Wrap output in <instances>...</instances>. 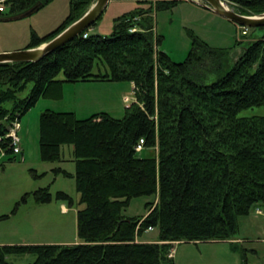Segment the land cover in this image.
Listing matches in <instances>:
<instances>
[{
	"label": "trees",
	"instance_id": "16d2710c",
	"mask_svg": "<svg viewBox=\"0 0 264 264\" xmlns=\"http://www.w3.org/2000/svg\"><path fill=\"white\" fill-rule=\"evenodd\" d=\"M53 1L5 0L9 14L0 17L35 6L39 11ZM95 1L70 0L66 18L45 35L33 29L24 49L56 37ZM183 1L145 0L147 8L116 17L110 34L84 37L96 21L39 61L0 63V153L10 162L18 158L7 137L11 125L42 97L61 99L65 83L127 81L136 97L122 118L98 112L80 119L51 109L40 114L41 159L65 161L62 149L72 147L75 173L57 171L75 178L85 205L78 210L82 242L0 245V264H12L8 256L14 254L35 255L30 264H175L169 253L177 243L236 240L238 218L264 205V116L239 115L264 105V26L249 28L251 40L237 41L243 52L235 62L230 48L211 47L195 34L188 57L175 62L156 48L162 36L153 14ZM225 1L244 15L264 13V0ZM210 74L216 80L205 83ZM32 194L38 204L73 201L49 187ZM29 195L0 220L16 214ZM153 195L147 214L123 213L133 198ZM149 227L159 230L157 239L138 240Z\"/></svg>",
	"mask_w": 264,
	"mask_h": 264
},
{
	"label": "rangeland",
	"instance_id": "374dc122",
	"mask_svg": "<svg viewBox=\"0 0 264 264\" xmlns=\"http://www.w3.org/2000/svg\"><path fill=\"white\" fill-rule=\"evenodd\" d=\"M226 4L234 9L228 1ZM70 0H54L43 9L30 16L19 20L0 22V45L10 48L9 51L24 49L34 29L40 35L54 30L68 15ZM5 13L9 14V9ZM154 29L162 36V41L156 47L166 51L175 62L185 60L192 48L193 34L199 36L214 48H230L232 62H235L243 52L237 41H248L251 29L246 36H241L242 26L234 25L220 15H215L206 9L197 0L183 1L172 10L154 11ZM96 33L93 27L90 30ZM238 39V40H237ZM1 53V52H0ZM230 67V66H228ZM64 79V74L58 76ZM215 74H210L205 83L216 80ZM99 84H109L113 81H92ZM88 82L65 83L63 85V97L61 99L41 98L37 104L21 119L20 138L24 146V153L18 154L16 161H7L0 156V216L11 213L16 202L25 193H30L26 209L21 211L19 217L10 220H1V228L8 226L19 227L25 221H34V230L31 236L33 241L29 244H76L82 242L78 228V210L85 205L80 203V193L76 188L74 177L66 176L58 172V168L75 173V162L72 161V147L64 146L62 153L65 161H44L40 156L39 146V117L46 110L73 111L76 110L78 118H87L105 109L111 115L122 118L126 107L136 101L135 89L132 83L121 81L111 83L115 85H96L92 87ZM122 84V85H119ZM33 83L22 96L29 93ZM131 101H127L126 98ZM240 116H264V105L246 109ZM50 188L55 196L57 192L68 193L73 201L53 199L51 202L37 205L32 192L40 188ZM156 196H139L131 200L130 205L123 211L126 216H142L148 213L146 203L154 200ZM24 206V205H23ZM22 207V206H21ZM66 207V210H64ZM258 208L262 213H258ZM238 239L243 243H237L239 249H230L226 244L203 245L182 243L176 247L179 264H264V205L252 209L249 215L238 218ZM32 227V226H31ZM159 230L144 232L142 240L157 238ZM27 244V243H26ZM178 244V243H177ZM174 247V248H175ZM246 248L247 258L244 262L242 249ZM173 249V248H172ZM176 253V250H175ZM174 253V254H175ZM180 257V258H179ZM33 254L10 255L8 260L12 264H30L35 260ZM173 258V257H172Z\"/></svg>",
	"mask_w": 264,
	"mask_h": 264
},
{
	"label": "water",
	"instance_id": "95a60500",
	"mask_svg": "<svg viewBox=\"0 0 264 264\" xmlns=\"http://www.w3.org/2000/svg\"><path fill=\"white\" fill-rule=\"evenodd\" d=\"M109 1L110 0H96L95 3L82 17L69 25L56 37L40 46L20 49L16 51L1 52L0 63L21 61L35 62L43 59L49 53L55 51L57 48L78 37L84 30L91 27L96 21H98V19L102 16L105 8L107 7ZM197 3L240 26L246 28H256L264 26V13L253 16L244 15L237 12L235 9H231L226 4L225 0H197ZM38 9L39 7L35 6L24 13L8 18V20H19L25 18L35 13Z\"/></svg>",
	"mask_w": 264,
	"mask_h": 264
},
{
	"label": "crops",
	"instance_id": "0c3cea01",
	"mask_svg": "<svg viewBox=\"0 0 264 264\" xmlns=\"http://www.w3.org/2000/svg\"><path fill=\"white\" fill-rule=\"evenodd\" d=\"M143 1H145V0H110L107 7L105 8L101 18L98 20V22L94 26V28L96 29V33H94V34H97V33L102 34V35L110 34L112 32V29H113V21L116 17L123 15L127 12H130L136 8H147L149 6L148 3L143 2ZM4 5H5V3H4ZM5 7H6V5H5ZM6 10L3 13H5ZM210 11H212V10H210ZM212 13H214L215 15H218L217 13H215L213 11H212ZM221 17H223V16H221ZM222 19H227V18L223 17ZM4 21L6 22V21H11V20H8V18H1L0 17V22H4ZM228 21H230V20H228ZM234 25H237V24L234 23ZM238 28H239V26H238ZM154 30H155V32L157 31L156 29H154ZM89 33H92V32L89 31ZM9 50H10V48H6V47H3L0 45V52H6ZM241 50H242V48H241ZM87 82L90 83L89 85H92V87H94L95 85H96V87H97V85H99V87H100L101 85L102 86L103 85H115V84H111V83H118V82H109V84H99L98 82H92V81H87ZM103 82H107V81H103ZM119 85H122V84H119ZM131 87L134 90V87H135L134 83H132ZM104 110L105 109H101L102 112H107ZM71 112L76 113L77 111L73 110ZM21 143H22L21 153L23 156H25L23 142H21ZM26 205H28V203L25 204L24 206L20 207V209L18 210V212L16 214L11 215L7 219L10 220L14 217H19V215L21 214V211L23 212L24 209H26V208H24V207H26ZM37 205H42V204L37 203ZM64 210H66V207H64ZM7 219H4V220H7ZM19 225H20L19 227L8 226L6 229L1 228V226H0V245L26 244V243L29 244L28 242H37V241H33L31 239V236H32L33 230H34V226H35L34 221L29 222V221L24 220V222L22 224H19ZM153 230H151V231H153ZM141 238H142V236L139 237L138 240L149 242V241H155L157 239V238H152L150 240H142ZM182 243L195 244L192 242H180V243L176 244L175 246L178 247V245H180ZM204 243L226 244L228 247V250H229L232 243L242 244L243 240L242 239H236L233 241H231V240H217V241L211 240V241L197 242L196 244L199 245V248H200V245H203ZM229 245H230V247H229ZM176 247H175L176 253L174 254L173 258H174L175 264H179L178 261L180 259L179 260L177 259L178 258V252H177ZM238 264H241V260H239V258H238Z\"/></svg>",
	"mask_w": 264,
	"mask_h": 264
},
{
	"label": "built area",
	"instance_id": "2783aa9c",
	"mask_svg": "<svg viewBox=\"0 0 264 264\" xmlns=\"http://www.w3.org/2000/svg\"><path fill=\"white\" fill-rule=\"evenodd\" d=\"M6 10L5 8V5H4V0H0V12H4ZM240 26V25H238ZM242 32H241V36H245L248 34V29L249 28H246V27H243L242 26ZM89 36V32H86L84 34V37H88ZM127 101H131L130 98H126ZM21 129V121L17 120L15 121L10 129H9V132L7 134V137H11V140H12V145H13V151L14 153L16 154H20L21 153V150H22V139L20 138V135H19V130ZM144 139H141L140 143L137 145L136 147V150L137 151H141L143 149V144H144ZM0 156H3L5 157L6 156V152L5 151H1L0 153ZM258 213H262V210L258 209L257 210ZM154 228L153 227H149L148 228V231H151L153 230ZM177 243V242H176ZM174 253H175V248L171 249L170 253H169V257H174Z\"/></svg>",
	"mask_w": 264,
	"mask_h": 264
}]
</instances>
